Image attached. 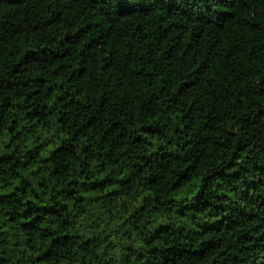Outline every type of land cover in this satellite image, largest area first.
<instances>
[{"label":"trees","instance_id":"16d2710c","mask_svg":"<svg viewBox=\"0 0 264 264\" xmlns=\"http://www.w3.org/2000/svg\"><path fill=\"white\" fill-rule=\"evenodd\" d=\"M0 264H264V0H0Z\"/></svg>","mask_w":264,"mask_h":264}]
</instances>
